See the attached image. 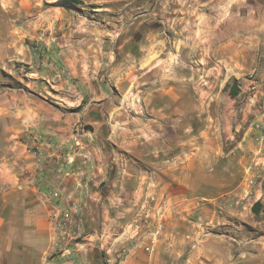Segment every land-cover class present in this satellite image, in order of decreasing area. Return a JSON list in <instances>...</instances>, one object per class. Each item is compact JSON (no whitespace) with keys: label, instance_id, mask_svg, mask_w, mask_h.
<instances>
[{"label":"crops","instance_id":"crops-1","mask_svg":"<svg viewBox=\"0 0 264 264\" xmlns=\"http://www.w3.org/2000/svg\"><path fill=\"white\" fill-rule=\"evenodd\" d=\"M52 1L0 0V264H49L54 187L77 264H264V0H80L130 12L113 43L95 22L63 45Z\"/></svg>","mask_w":264,"mask_h":264},{"label":"built area","instance_id":"built-area-1","mask_svg":"<svg viewBox=\"0 0 264 264\" xmlns=\"http://www.w3.org/2000/svg\"><path fill=\"white\" fill-rule=\"evenodd\" d=\"M73 144L78 150L83 149L82 141L76 137L73 139ZM42 144L51 147L49 139H44L42 136H29L25 142L26 151L28 154L35 157L38 164H42L46 155L42 149ZM57 151H60L57 148ZM88 169L84 165L77 168V173L81 178L86 177ZM57 175L61 173L60 169L56 170ZM49 197L53 205L52 221L56 232L55 252L48 258L49 264H77L74 256L73 244H77L81 238L82 218L80 215L79 205L74 201H69L63 205V196L58 188H50ZM146 229H151L145 223ZM138 225L133 226V231H137ZM161 225H157L152 229V234H157L161 230ZM136 233L133 235L135 237ZM132 237V238H133ZM129 242L131 238L127 239ZM127 242H123L118 246V254L120 258L128 253ZM101 250H108L105 245L99 244Z\"/></svg>","mask_w":264,"mask_h":264},{"label":"rangeland","instance_id":"rangeland-1","mask_svg":"<svg viewBox=\"0 0 264 264\" xmlns=\"http://www.w3.org/2000/svg\"><path fill=\"white\" fill-rule=\"evenodd\" d=\"M60 0H54L50 3H44L41 7L54 11V12H62L64 14H73L74 18L71 16H63L61 19L58 18L57 21L52 22V31L55 35L56 42L59 44H64L65 38H61V35L66 34L68 30L72 28H79L80 33H82L84 30L87 29L88 27L94 26L95 22L97 23L96 25L105 30L106 32V43H113L114 35L119 32L121 29V26L119 23L124 24L126 22L125 19H122L120 22L115 21L113 19H118L119 15L122 13H129V8L128 6H125V2H122V4L117 3V4H107L105 6H99L101 10H94L95 6H86L83 4H74V7L70 8H65L62 7L58 4ZM23 23H30V22H23ZM116 23V25H115ZM48 24L47 22L43 21V26ZM78 25V26H76ZM60 38V39H59ZM61 40V41H60ZM28 42V40H26ZM117 43V41H116ZM31 44V43H30ZM33 44V43H32ZM35 46H39V43H35ZM34 47V44H33ZM61 68V67H60ZM59 67L56 69L58 75L63 74L64 71H61ZM185 71L188 70H180L179 74H183ZM171 76H173V72L171 71ZM181 78V76H179ZM191 86V85H190ZM193 90V89H191ZM198 104V103H197ZM198 106V105H197ZM205 107V106H204ZM171 112V119H170V124L171 127L174 124L179 123V119ZM203 118H197V116H187L185 118V124L187 127L192 125L193 127L197 128V124H200L203 122ZM202 120V121H201ZM204 122L208 123L209 120L206 119ZM176 138V134L171 130V142H173V139ZM191 219H196V216H193V214L190 215ZM80 240V239H79ZM78 240V241H79Z\"/></svg>","mask_w":264,"mask_h":264},{"label":"trees","instance_id":"trees-1","mask_svg":"<svg viewBox=\"0 0 264 264\" xmlns=\"http://www.w3.org/2000/svg\"><path fill=\"white\" fill-rule=\"evenodd\" d=\"M58 4L62 7L70 8V7H74V4H82V1L80 0H60Z\"/></svg>","mask_w":264,"mask_h":264},{"label":"bare ground","instance_id":"bare-ground-1","mask_svg":"<svg viewBox=\"0 0 264 264\" xmlns=\"http://www.w3.org/2000/svg\"><path fill=\"white\" fill-rule=\"evenodd\" d=\"M171 77H172V76H171ZM171 77H170V78H171ZM175 79H176V77H175ZM179 79H180V78H179ZM176 89H177V88H176ZM180 116H181V115H180ZM152 129H153V128H152Z\"/></svg>","mask_w":264,"mask_h":264}]
</instances>
